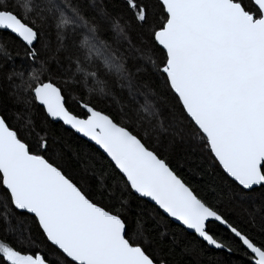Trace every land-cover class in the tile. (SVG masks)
<instances>
[{
  "label": "snow or ice",
  "instance_id": "snow-or-ice-1",
  "mask_svg": "<svg viewBox=\"0 0 264 264\" xmlns=\"http://www.w3.org/2000/svg\"><path fill=\"white\" fill-rule=\"evenodd\" d=\"M0 54V264H167L168 230L264 264V0H0Z\"/></svg>",
  "mask_w": 264,
  "mask_h": 264
},
{
  "label": "trees",
  "instance_id": "trees-1",
  "mask_svg": "<svg viewBox=\"0 0 264 264\" xmlns=\"http://www.w3.org/2000/svg\"><path fill=\"white\" fill-rule=\"evenodd\" d=\"M119 0H104L105 4L111 6L112 4L118 3ZM247 3V0H245ZM6 43L4 45L5 51H9L13 57H15L14 66H20L24 63L21 59L23 55V49L17 48V41L8 40L7 37L4 38ZM19 52L20 56H16V53ZM2 55V54H0ZM129 67H132L133 61H128ZM134 70V69H133ZM162 87V83L160 85ZM165 100L163 97L159 98V105L163 106ZM70 110L77 112L73 105L69 104ZM105 110L108 111H119V108L116 107L114 110L108 109L107 105H102ZM52 131H56L61 139V144L64 150L72 156L73 160H79L81 162V167H90L91 161L89 160L86 153H90L92 151L91 148L86 146V142L77 136H75L71 131L63 130L60 128H53ZM174 163H178L179 166L183 167V175L186 180L197 187L198 189L205 188L208 185H211L215 182L214 177L212 175H205V169L197 170V166L200 164L199 156H189L186 160L176 161L174 158ZM225 201L227 200V194L222 197ZM234 214L237 215H246L248 208L247 206H242L239 204H234L230 209ZM6 211L5 205L0 203V216L4 214ZM19 234L23 237L28 236V232L26 228L19 229ZM161 231H165L161 229ZM224 235L223 232L220 233ZM149 239H154L156 243L154 247L156 248L157 255L160 260L167 261V264H220V262H224V264H241V258L237 254H233L229 257L226 253H219L217 250H212L208 248H201L199 245H196V251L191 256L186 255L183 251L185 247L184 242H180V238L177 237V243L173 245L172 240L173 236L171 235V230L165 231V236L160 237L158 234L155 237H148ZM259 239V237H257ZM20 247V245H17ZM24 250H27V245H24Z\"/></svg>",
  "mask_w": 264,
  "mask_h": 264
},
{
  "label": "water",
  "instance_id": "water-1",
  "mask_svg": "<svg viewBox=\"0 0 264 264\" xmlns=\"http://www.w3.org/2000/svg\"><path fill=\"white\" fill-rule=\"evenodd\" d=\"M70 131V130H69ZM74 134V133H73ZM75 136H77L76 134H74ZM78 137V136H77ZM78 138H80V139H82L83 140V138H81V137H78Z\"/></svg>",
  "mask_w": 264,
  "mask_h": 264
}]
</instances>
